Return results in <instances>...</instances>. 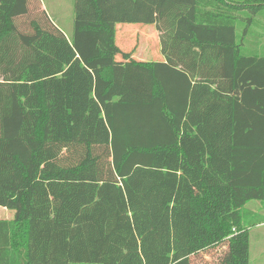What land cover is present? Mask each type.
Masks as SVG:
<instances>
[{"label": "trees", "instance_id": "1", "mask_svg": "<svg viewBox=\"0 0 264 264\" xmlns=\"http://www.w3.org/2000/svg\"><path fill=\"white\" fill-rule=\"evenodd\" d=\"M19 2L0 0V264H196L218 246L248 264L264 55L242 51L264 0H73L71 37ZM117 24L153 26L162 61L122 53Z\"/></svg>", "mask_w": 264, "mask_h": 264}, {"label": "rangeland", "instance_id": "2", "mask_svg": "<svg viewBox=\"0 0 264 264\" xmlns=\"http://www.w3.org/2000/svg\"><path fill=\"white\" fill-rule=\"evenodd\" d=\"M19 6L25 7V14L29 13L33 7H41L47 15L54 20L63 30L67 37H71L72 33V1L73 0H19ZM27 1V3H26ZM41 5H40V4ZM256 25H254L246 38L243 40V53L246 55H264V37L260 39V35L264 33V17L255 18ZM61 24V25H60ZM115 33V44L121 50L122 53L130 54L133 59L141 60L146 62H157L162 61L163 57L160 54V47L157 41V33L153 26L148 25H135V24H117ZM242 26L240 23L236 25V36L237 41L240 42L242 38ZM125 31V32H123ZM263 31V33L261 32ZM117 60H121L120 55L116 57ZM75 79H79L80 85L85 84L83 89L85 90L84 102L85 106L88 105V99L90 97L89 90L91 87V81L89 76L80 69L79 64H75ZM79 103L73 101L72 117L76 119L77 112L76 106ZM81 105V104H80ZM99 137L92 135H82V140H103V133L101 131H94ZM76 135H73L75 138ZM86 136V137H85ZM196 190V194H197ZM194 194V193H193ZM244 209L257 213V217L261 219L260 222L264 221V209L261 204L252 200L248 202ZM13 218V212L0 208V220H9ZM250 222V217L247 218ZM262 224V223H261ZM197 226V225H196ZM254 226L251 227V229ZM256 229V228H255ZM260 230L264 232V225L261 226ZM264 237V234L256 236V233L252 232V248L250 251V259L253 260V264H262V261H256L258 257H264V242L259 243L258 238ZM227 255V250L223 246H218L210 249V252L200 255L198 254L194 260L196 264H217L223 257Z\"/></svg>", "mask_w": 264, "mask_h": 264}, {"label": "crops", "instance_id": "3", "mask_svg": "<svg viewBox=\"0 0 264 264\" xmlns=\"http://www.w3.org/2000/svg\"><path fill=\"white\" fill-rule=\"evenodd\" d=\"M264 225V223H262V224H258V225H256V226H254V228H249L248 229V245H249V250H248V255H250V251H251V248H252V232H254V234L256 233V236L258 237V235H261V234H264V232H262V230H260V228H261V226H263ZM256 228V229H255ZM258 240H259V243L261 244L262 243V241L264 242V237L262 238V236H261V238H258ZM253 260L254 259H250V256H249V258H248V264H253ZM256 261L258 262V261H262V264H264V257H258V258H256ZM218 262H219V260H218Z\"/></svg>", "mask_w": 264, "mask_h": 264}]
</instances>
